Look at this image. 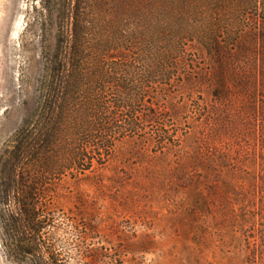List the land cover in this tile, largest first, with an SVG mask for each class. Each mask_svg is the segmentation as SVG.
<instances>
[{
    "label": "rangeland",
    "instance_id": "rangeland-1",
    "mask_svg": "<svg viewBox=\"0 0 264 264\" xmlns=\"http://www.w3.org/2000/svg\"><path fill=\"white\" fill-rule=\"evenodd\" d=\"M262 3L88 0L72 62L75 0H0V159L25 122L52 132L32 176L56 185L49 203L75 227L56 230L67 264H264ZM213 38L231 53L221 66ZM104 54L113 63H100ZM59 70L66 100L50 114L41 107ZM157 70L135 114L158 104L166 117L130 131L134 110L117 111L124 128L105 136L111 157L97 151L83 173L75 150L95 100L110 110L127 79ZM11 210L0 196V264H56L41 240L38 256H7L1 215Z\"/></svg>",
    "mask_w": 264,
    "mask_h": 264
},
{
    "label": "trees",
    "instance_id": "trees-1",
    "mask_svg": "<svg viewBox=\"0 0 264 264\" xmlns=\"http://www.w3.org/2000/svg\"><path fill=\"white\" fill-rule=\"evenodd\" d=\"M87 1L75 0V6L71 11L74 28L69 50V60L72 62L76 60V49H79L80 52L82 48L81 44L84 34L82 23L84 22L83 16ZM260 5L262 6L261 11L264 12V3ZM257 8L259 7L257 6ZM208 49L209 52L211 51L210 53L219 66L229 60L225 57L231 55L217 38H213L208 43ZM104 56L100 60V63L103 60H106L107 63H113L105 54ZM123 68L127 74L132 70L131 66ZM64 72L62 70L58 71L57 80L53 83L56 88H49L47 99L43 101L41 111L43 110L52 114L62 102H65L66 96L64 95V91L68 88L67 82H65ZM158 73V70L157 72L145 71L143 75L134 81L127 79V82L121 86L127 97L115 102L110 110H108L107 103L103 99L95 100L94 107L96 115L93 119V125L87 132L86 137L80 139L77 144L78 147L75 150V156L79 164H82L84 167L81 170L83 173L92 168L93 161H96L97 158H91V156L97 151H101L108 158L111 157L109 154H106L109 147L105 136L116 134V131L119 132V130H123L124 128L120 124L121 120L117 116V111L134 110V113L125 119V129H129L130 131L139 129V121L156 123L161 117H166L160 111L161 108L158 104H153L149 108H145L141 112V115L139 114L140 116L135 114L137 112L134 108L135 106L141 105L146 107V98L144 96L146 92L145 87L152 80L153 75H159ZM162 73L163 75L165 74L163 70ZM110 79H113V76ZM103 83L106 84V81H103ZM58 90L63 91L60 94ZM99 93H104V91L98 89L97 95ZM214 96L219 97V94ZM37 119L41 121L42 115L39 114ZM31 126V123L25 122L15 136V145L10 150H6L4 156L0 159L1 200L4 204L10 201L14 203V210L8 211L6 215H1V221L5 225L4 229L7 239H11L9 242L3 241V245L6 249L7 256L13 257L18 255L22 259H26L29 256L35 257L40 254V244L38 245L37 241L41 240L42 245H45L46 249L45 255L42 254L41 256H47L49 260H52L56 264H67L68 253L64 250L65 247H63L66 244H59L64 249L58 248L60 240L56 238V230L60 223L62 225L71 223L69 225H72V227L74 225L72 222H68L69 220L64 217V214H58V208L55 205L49 203L48 198L51 196L50 193H56L54 190H51V187L53 185V187H56V185L50 184L47 180L39 181L33 178L35 176L34 172L36 171L35 167H39L38 165H40L44 155L47 156L50 154L54 137L51 134L52 132H49L44 125H39L35 130H31ZM98 142L100 144H96ZM26 161L29 162L25 163ZM97 162L99 163V158ZM83 163L88 165L85 166ZM60 169L66 171L68 167L61 166ZM55 171L59 172L58 169ZM61 218L63 220L58 223ZM79 233V239H83L82 232Z\"/></svg>",
    "mask_w": 264,
    "mask_h": 264
},
{
    "label": "bare ground",
    "instance_id": "bare-ground-1",
    "mask_svg": "<svg viewBox=\"0 0 264 264\" xmlns=\"http://www.w3.org/2000/svg\"><path fill=\"white\" fill-rule=\"evenodd\" d=\"M17 22V21H16ZM18 24H17V26L19 25V21L17 22Z\"/></svg>",
    "mask_w": 264,
    "mask_h": 264
}]
</instances>
